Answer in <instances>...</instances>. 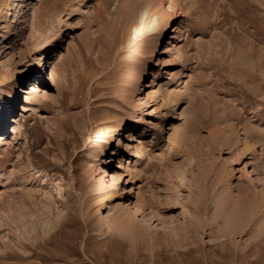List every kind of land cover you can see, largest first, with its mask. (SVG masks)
Masks as SVG:
<instances>
[{
	"label": "rangeland",
	"instance_id": "374dc122",
	"mask_svg": "<svg viewBox=\"0 0 264 264\" xmlns=\"http://www.w3.org/2000/svg\"><path fill=\"white\" fill-rule=\"evenodd\" d=\"M0 59V264H264V0H0Z\"/></svg>",
	"mask_w": 264,
	"mask_h": 264
},
{
	"label": "bare ground",
	"instance_id": "6f19581e",
	"mask_svg": "<svg viewBox=\"0 0 264 264\" xmlns=\"http://www.w3.org/2000/svg\"><path fill=\"white\" fill-rule=\"evenodd\" d=\"M149 1H151V0H149ZM85 2V1H84ZM19 3H21L20 1L18 2V3H15L16 4V6L19 4ZM75 8V7H74ZM79 7H77V9H78ZM34 9H35V7H34ZM34 9L32 10V13H31V19L28 21V24L29 25H31V26H35V28H36V30H38L39 32H42L43 30H44V23L42 22V20L40 19V15L39 14H37L36 13V11H34ZM40 10V9H39ZM16 13V12H15ZM38 13H40V12H38ZM42 13V12H41ZM17 15L18 14H16L15 15V18L17 17ZM19 18L20 17H18L17 19H14L12 22H17L18 20H19ZM18 22H20V21H18ZM151 23V25H153V26H155L156 28L158 27V25H159V21H158V19L155 17V18H153L151 21H150ZM22 26V25H21ZM21 26H19V30H18V32H21V35H22V28L23 27H21ZM38 26H39V29H38ZM66 27H68V26H66ZM46 28V27H45ZM156 28H154V29H156ZM67 29V28H66ZM38 31H34V32H36V34H38L37 32ZM178 31V30H177ZM44 33V32H43ZM178 33H180V32H178ZM42 34V33H41ZM180 35V34H179ZM25 37V34H23V38ZM176 38H178V37H176ZM173 40H175V39H173ZM175 41H177V39L175 40ZM179 41H181V40H179ZM173 46V45H172ZM175 46L176 45H174V48H175ZM173 48V49H174ZM178 48V47H177ZM176 48V49H177ZM24 50V49H23ZM169 50V49H168ZM167 50V51H168ZM180 50V49H179ZM170 51H171V49H170ZM173 51V50H172ZM174 52V51H173ZM178 49H177V54H178ZM173 54V53H172ZM171 55V54H170ZM175 54H173L172 56H174ZM178 55H180L181 56V54L179 53ZM177 55V56H178ZM176 56V57H177ZM171 57V56H170ZM175 56L174 57H172V58H176ZM9 58V57H8ZM7 58V59H8ZM172 58H170V60H172ZM178 58H179V56H178ZM6 60V59H5ZM5 60L4 59H0V67L1 66H3V64H5ZM9 60V59H8ZM166 60H168V59H166ZM10 61H11V59H10ZM164 61V60H163ZM7 62V61H6ZM166 63H168L167 61H166ZM170 63V62H169ZM7 64V63H6ZM7 68V67H6ZM161 73V72H160ZM167 73V72H166ZM159 73L158 72H153V76H157ZM159 75H161V74H159ZM160 77V76H159ZM166 77V76H165ZM161 78V77H160ZM155 79H153L152 81H151V83H153V81H154ZM157 82H159V81H157ZM155 83V82H154ZM161 85V84H160ZM145 86H151V84L150 85H145ZM152 88H153V91H152V93L151 94H149L150 95V97H153L154 95H156L155 93L157 92V93H159L158 91H162V90H158L157 91V89H154V87L152 86ZM19 92H25V93H28V91L26 90V89H22L21 91H19ZM163 92V91H162ZM160 94V93H159ZM158 94V95H159ZM163 94V93H162ZM16 96H18V90L16 89V90H14V91H11V92H8V93H6V103L4 104V106H5V108H4V110H3V112L1 113L2 115L0 116V127L2 126V125H6V123H7V121H8V119H9V116H7V114H9V113H11L13 110H11V107L13 106V104H14V102L16 101V99H17V97ZM163 96V95H162ZM122 98V97H121ZM142 99L143 98H141V96L139 95L138 97H137V102H141L142 101ZM173 99V98H172ZM163 101H168V102H173L171 99H169V96H167V99L165 98V100H163ZM175 101V100H174ZM141 104H142V102H141ZM175 105H176V103H172V104H170L169 106L171 107V110L173 111V109L175 108ZM175 110V109H174ZM119 114V113H118ZM121 116V115H120ZM4 118H5V120H4ZM113 123L111 122L110 124H108V125H106L102 130H101V132H109V131H112V130H114L115 129V122H117L118 121V117H117V115L115 114V116L113 117ZM171 125V124H170ZM173 125V124H172ZM116 126H117V124H116ZM173 126H170V128H169V130H171V129H177V127H174V128H172ZM173 131V130H172ZM170 132V131H169ZM175 132V131H174ZM112 133V132H111ZM167 134V133H166ZM169 135H168V139L170 138V139H174V135H171L170 133H168ZM145 137V136H144ZM4 140V138H3V136H2V133H0V143H2V141ZM98 140V139H97ZM188 140V139H187ZM101 141V140H100ZM145 140H144V138L141 136V135H133L132 136V140H131V142L130 143H128V146H129V153H128V155L129 156H133V157H138V156H140V153H141V148H142V146L145 144ZM170 142H171V140H170ZM101 143V142H100ZM248 144V143H247ZM246 144V146L248 147V145ZM100 148V147H99ZM98 148V149H99ZM249 148V147H248ZM250 148H251V146H250ZM101 151V150H100ZM99 152V151H98ZM1 156V155H0ZM125 157V156H124ZM229 160H234L235 159V157H233V156H229ZM122 159L123 158H120V160H119V166H120V164L122 163ZM125 159V158H124ZM127 159V158H126ZM126 165V164H125ZM121 168V167H120ZM101 172L102 173H104V170H101ZM109 174H108V176L109 177H106V179H101V178H98V180L97 181H99V185H95L96 187L97 186H100V189H101V193H100V196H99V198L97 199V203H96V205H97V210L96 211H98L99 212V209H101V207L103 206V205H105V204H107L108 203V201H109V199L113 196V194H114V186H115V179L117 178V172H108ZM119 176V175H118ZM232 177V176H231ZM109 178V179H108ZM228 180H229V182H228V184L227 185H225V187H224V190L221 192V193H226V196H225V199H222V198H224V196L221 198V201L222 200H231V183H230V180H231V178H228ZM262 180V179H261ZM201 181H203V180H201ZM96 184V183H95ZM203 184V183H202ZM202 184H200V185H202ZM204 186V185H203ZM95 187V188H96ZM98 188V187H97ZM200 187H198V189H199ZM55 190H57L56 188H55ZM96 190V189H95ZM204 190V189H203ZM202 190V191H203ZM59 193V192H58ZM220 193V194H221ZM98 195H99V193H98ZM218 196H220V195H218ZM217 197V196H216ZM220 200V199H219ZM219 200H217V201H219ZM217 201L215 202L216 204H217ZM221 201H219V202H221ZM239 203H241L242 204V201L240 202V199H239ZM237 201H234V200H231V202L229 203V205H226V203H225V201H222V205H221V207L219 206V209H218V211L216 212L215 211V213H216V215H217V217H219V219H221L222 220V227H221V229L219 230L223 235H224V233H227V234H231V233H235L236 231H237V229L239 228V227H244V226H246L248 223H249V221H251V219L253 218V206L251 205V204H249L247 207H241V204H239ZM251 203V202H250ZM218 204H220V203H218ZM226 205V206H225ZM247 205V204H246ZM136 206V205H135ZM134 206V207H135ZM122 207H120L119 206V209H118V211H117V213L116 214H114V215H112V216H110L109 215V217L106 219L107 220V225H113V226H115V227H118V228H129L130 227V219L129 220H127L126 218V215H124V211L121 209ZM139 207L137 206V207H135V211L137 210H139L138 209ZM139 212V211H138ZM126 213V212H125ZM126 214H128V213H126ZM103 215V214H102ZM215 216V215H214ZM107 217V216H106ZM99 218H102V216L101 215H99ZM104 218V217H103ZM110 222H112V223H110ZM103 223V222H102ZM256 223V222H255Z\"/></svg>",
	"mask_w": 264,
	"mask_h": 264
}]
</instances>
